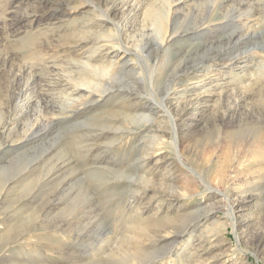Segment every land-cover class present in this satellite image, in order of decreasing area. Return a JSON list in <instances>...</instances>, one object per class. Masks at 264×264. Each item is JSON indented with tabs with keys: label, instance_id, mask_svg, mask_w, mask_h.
Instances as JSON below:
<instances>
[{
	"label": "rangeland",
	"instance_id": "1",
	"mask_svg": "<svg viewBox=\"0 0 264 264\" xmlns=\"http://www.w3.org/2000/svg\"><path fill=\"white\" fill-rule=\"evenodd\" d=\"M52 1L0 0V226L7 229L0 237V264H264V169L261 171L260 165L241 152L244 141L256 133L259 124L243 122L237 137L214 123L222 113L226 118L235 108L237 114H253L264 120V0H250V7L238 12L235 6L241 0L222 5L219 0L174 2L178 14L171 22L179 28L218 22L223 17L226 21L187 33L183 39L171 42L165 52L151 49L142 53L136 49L143 56L137 58L141 77L135 80L120 74L116 83L134 86L144 97V112L151 110L156 119L149 131L124 115L128 108H120V96H96L82 109L64 113L66 118L55 113L65 107L63 96H56L59 85L54 74L48 77L56 90L52 87L54 90L47 91L45 82L38 80L42 84L37 88L43 96L17 95L28 74L21 75L18 84H10L12 75H20L22 67L37 78H45L50 69L69 66L71 58L88 54L73 55L75 51L65 48L71 36L91 21L82 2L93 0L70 1L81 3L73 21L54 16L30 26L21 19L27 13L41 12L44 5L50 6L55 0ZM153 1L162 5L161 0H136L140 7L133 25L142 23L143 10ZM251 11L256 12L250 21L243 16ZM239 13L244 14L238 16ZM116 15L117 18L120 13ZM98 23L95 21L89 29L98 30ZM44 52L48 55L43 57L46 61L40 57ZM238 52L246 53L235 67L225 65V60L214 61L219 66L211 64L216 55L229 59ZM99 56L97 53L91 63L98 64ZM199 64L204 69L202 73L196 71ZM221 66L224 72H216ZM208 69L212 73L208 74ZM185 70L190 72L188 75L196 71V76L177 82L165 100L175 119L177 141L173 122L157 104L173 72ZM77 71L73 76L87 77ZM202 77L209 82L205 87L199 82ZM121 97L135 101L134 96ZM37 99L52 121L32 123L38 113L39 107L34 106ZM135 104L131 112L141 111L144 104ZM110 109L119 113L108 118L110 123L121 120V125L131 128H125L127 135L121 131H93V126L102 121L101 114ZM31 123L27 133L32 136L22 143L23 148L18 144L9 149L12 140L13 145L21 142ZM153 134L161 143L154 142ZM230 146L234 153H230ZM146 153L152 156L142 162ZM219 165L223 167L221 171L225 170L224 182L218 180ZM52 168L61 174L51 178L46 172ZM6 180L9 185L3 188ZM210 189L223 195H213ZM177 192L184 195L176 198ZM30 213L36 216H28ZM185 224L184 232H188L178 239L162 230L172 225L180 229ZM22 230L23 236L13 239ZM158 230L168 237L160 241ZM4 235L7 236L3 238ZM11 240L4 250V244Z\"/></svg>",
	"mask_w": 264,
	"mask_h": 264
},
{
	"label": "bare ground",
	"instance_id": "2",
	"mask_svg": "<svg viewBox=\"0 0 264 264\" xmlns=\"http://www.w3.org/2000/svg\"><path fill=\"white\" fill-rule=\"evenodd\" d=\"M70 1L71 0H55L52 5L49 4L50 6L44 5V8L42 10L40 9L41 12H37L36 10H35L36 12L30 13V14H28L26 12L27 14L24 17L21 16L22 17L21 19L27 21V23L30 26H31L32 23L36 22L37 20L40 21L42 18L51 19L54 16H63V17L66 18L67 21H69V20L70 21H73L74 19L77 18L75 16H78V14H79V13H76V12L79 10V7L78 6L81 3L80 4L79 3L76 4V3H74V2L72 3ZM176 1L177 0H161V4L162 5H157L154 1L152 3H150V4H148V6H146L144 8L143 15L141 16L142 23L141 24L136 23V25H138V26H135V24L133 25V23H134L133 22V17L137 14L138 7H140V5H139L140 3L138 4L136 2V0H93V2L92 1L82 2V3H85L86 4V10H87L88 14L90 13L89 14V20H91V21H89L87 24H85V27H83V29H81V31L79 33H74L73 34V32H71L73 34L71 36L72 39L70 38L71 39L70 42H66V45L67 46H66L65 49H67V51L69 50L70 52L71 51H75L74 54L72 53L73 55H80V54H84V53H88V54L84 58H71L70 59V62L68 63L70 67L64 65V66H61V67H58V68L57 67L56 68L54 67L55 69H52V70L50 69L51 72L49 70V73L45 76V78L43 77L44 79L41 78V77H39V76L37 78V76L34 75L35 73H30L31 71L27 70L26 67L25 68L22 67L21 69H23V70H20L18 68L19 69L18 72L20 73V75L19 74L16 75L14 73V75H12L13 78H14V80L11 78L13 81L11 82L10 85L18 84L19 81H20V78H21L20 76L23 75V74H26V76H27V74H28V77H27L28 79L26 80V82H24L25 83V84H23L24 86L18 90L19 92H17L18 93L17 95L19 96V94H21L22 96H37V98H38V96H41L42 94H44V93L39 92L40 89L37 88V87H39L42 84L41 82H45L44 85H47V88L46 89H47V91L50 92V90H48V88L49 89L50 88L53 89L52 87H54V89L56 90L55 86H53L54 84H52V87L50 86L51 82L54 83V81H56L55 83L58 84L59 86L57 88L58 91L56 92L57 95L56 94L55 95L56 96H63V98H62L63 101H61V102L63 104L62 107H65V109L60 108L61 110L62 109L63 110L62 111L57 110L59 112H55V113H59L61 115L63 114L64 117L66 116L65 114H67L69 111L73 112V110L76 111V110L82 109L81 106H86L87 105L86 103L90 102L96 96L99 99L100 98H103L104 96H120V99H119L120 108H121V106H122V108H123V106H126L128 108V112H125V114L124 113L123 114L126 117H128V119L132 120V123H134V124H141V127L143 126V128L146 131H149L150 128L152 127V124L155 122L156 119H155V117H153V115L151 116V110H148V111L144 112V110L147 108L146 107V104L147 103H146V100L144 101V97H141L142 95H140V93H137L136 92V90L133 88L134 87L133 85H132L133 87H130V86H125L124 82H122V83H116V81L118 82L117 79L120 78L119 77L120 74H125L126 73L124 76H129L130 78H133L135 80H137V79H139L141 77V75L139 73V67L137 66V64H138L137 58L143 59V56L136 49L137 48L141 49L142 53H144L145 51L151 50V49H156L158 51H164L165 52V51H168L169 50L168 48H169V45H170L171 42H174V41H178L180 39H183L187 35V33L191 32V31H194V30L196 31V30H198L200 28L206 30V28H210L212 25H215L217 23H220L221 20H225L224 19L225 17H223V18H221V20H219L220 22L218 21V22L211 23V22H207V21L205 22L204 21V22H202L200 24H197V25H194V26H192L190 28L189 27H187L186 29L179 28L177 26V23H176V25H174L171 22L172 17H174L175 15L178 14L175 11V8H174V2H176ZM182 1H185V0H182ZM219 1H220L221 5H222L224 2H225V4H227L228 2L233 1V0H219ZM237 1H239V0H237ZM250 2H251L250 0H241V2H239L237 4V6H235V10H237V12H238L242 7L243 8L244 7H247V6L250 7V4H251ZM215 3H216V1H215ZM232 4H235V3L232 2ZM97 5H99L102 10H99L98 11L96 9ZM211 11H212V9H211ZM243 11H245V10L243 9ZM111 12H113L112 13L113 15L111 14ZM255 12L256 11H251V13L246 14L243 17L245 19H249L251 21V18L250 17L253 16L255 14ZM117 13L118 14L120 13V15L116 18V16H117L116 14ZM242 14H244V13H239L238 16H241ZM4 16L5 15L3 14V17H1V18H3V20L5 22L6 19H4L5 18ZM96 17H98V18L95 20L94 18H96ZM57 18H59V17H57ZM102 18H108V21H104V19H102ZM94 20L96 22H99L100 23V26H99L100 28L98 30H90L89 29L90 27H92V24L95 23ZM135 21L138 22V20H135ZM139 21H140V19H139ZM147 21H149V22H147ZM176 21H173V22L175 23ZM250 21H248V22H250ZM147 23L151 27H149ZM4 29H5L4 30V33H7V26H6V24H5V28ZM234 42H237V41H234ZM188 46H190V45H188ZM70 47H71V49H69ZM97 53H100V56L98 57V59L100 61H99L98 64H92L91 63V60H94L96 58V54ZM243 53L245 54L246 52H243ZM243 53L242 52H240V53L238 52V54H235L232 57H229V59H225V58H223L220 55H216V56H214L215 57V60H213L211 62V64L214 65V66H217L218 63L217 62H214V61H217V60L218 61L219 60L224 61L225 60L224 61V64L225 65H227V66L229 65L230 67H235L236 65L239 64L238 62H241V61L244 60L245 55ZM41 55L42 56H40V57L42 58V60L46 61L43 57L45 55H47V53L44 52ZM118 55H119V58H117ZM214 57H212V58H214ZM68 64H66V65H68ZM46 66H47V64H46ZM56 66H57V64H56ZM239 67H240V65H239ZM18 69H16V70H18ZM76 69H78L77 73H79V74L83 73L84 76L86 75L87 77H77V76L75 77V75L73 76V74H74L73 72L76 71ZM8 71H10V70H8ZM186 71L187 70L182 71L180 73H179V71H176L175 73L173 72V74L171 75V78L169 77L170 79H168L169 80V85L167 86L166 91L162 94L163 98H162V100H159L158 101V104H157L159 107H161V109H163V111H165L167 113V115L169 116L170 120L173 122V124H174V135H175L177 141H178V134H177V128H176L175 119H174V116L171 114L169 108L167 107V104H166L165 100H166L167 96L170 94L171 88L174 85H176L177 82H182V81H184L186 79L187 80L192 79V78H194V75H195L194 73H196V71H197V73L198 72L199 73H202V71H204V69H202V65L199 64V66L197 65V69L193 73V75H188V72L189 71L188 72H186ZM210 72L212 73V71L209 70L208 71V74ZM216 72H218V73L219 72L220 73L224 72L222 66H221V68H217V71ZM44 73H46V72H44ZM51 74H54V75H57L58 76V77L55 78L56 80L53 81V80H51L48 77V76H51ZM205 74H207V73H204L203 75L205 76ZM25 79H24V81H25ZM205 79H206V77H202L201 79H199L200 80L199 82H203L202 87H205L209 83V82L207 83L205 81ZM38 80H40L41 82H39ZM125 80L127 81V79H125ZM119 81H121V80H119ZM199 82H198V84H199ZM53 90H51V91L53 92ZM49 92H46V93L47 94H51ZM14 95L16 96L15 93H14ZM121 96H129V97L131 96L132 99H133V96H134V100L135 101L134 102L133 101L131 102V98L129 99V98L126 97V99H127L126 100L125 97L123 98ZM137 101H138V104H144L143 108L139 112H137V111L131 112L132 110H134V109H132V104L133 105H136L135 102L137 103ZM18 102L16 103L17 105H18ZM151 104H153V103H151ZM36 105H37V108L39 107L40 109L38 108V113H36L35 117L33 116L34 119L32 120V123L33 124H37L40 121H42V122H44V121H52L53 117H50V116L45 115L46 110H45V113H44V108L42 109L39 106V105L42 106V104H40V101L38 99L36 100V103H35L34 106H36ZM116 106L118 107L119 105H116ZM230 107H232V106H230ZM66 108L67 109L69 108V109L67 110ZM35 109H36V107H35ZM49 111H48V113H49ZM232 111L233 112L230 113L228 115V117H226V118H225V113H222L221 114V119H218V118L214 119V123H215L216 126L217 125H220L221 129L224 132H226L227 134H231V135H234V136H237V134H239V130H240L241 124L243 122H246L248 125L249 124H253V123H258L259 125H257L258 127L256 128V133L255 132H254L255 134L252 133L253 135L244 141L245 143L242 146V149H241L242 151L241 152H243L242 155L244 154V156H246V157L250 156L253 159V160H251L252 162L258 164V166L260 165V168L259 169L262 171L264 169V120H258L259 117L257 118V116H255L253 114H246V113L237 114L236 113V108L234 110H232ZM2 113H4V112L1 111V114ZM116 114L119 115V113H117V111H115V110H111L110 109V110L104 111L101 114L102 117H103L101 123H98L97 125L93 126V128L95 127L94 128L95 130H93V131L96 132V133L98 132V133H105V134L121 131V133L124 132V134H126L127 133L126 132L127 130H125V128H128V129H131V128L129 126H123V124L121 125V120L120 121H117L118 122L117 124H111L113 122L110 123V120L108 118H110L113 115L116 117L117 116ZM236 114L238 116H236ZM72 116H70V117H72ZM28 117H27V119L29 120ZM256 119L258 121H256ZM99 120H101V119L99 118ZM30 121L31 120H29V122ZM32 123L29 124V125L27 124L28 125V127L26 126L27 128L24 127L26 129V131H24V133H23L21 142H18L17 141V142H15L16 144L13 145L12 142H14L15 140H12L10 142L11 145L10 146L8 145V148L9 149L14 148L18 144H20V145H18L19 147L20 146L22 147V143H24L25 141H28L29 140V138L32 135H31V133H27V132L31 131V129H29L28 131H27V129L31 125H33ZM3 131H4V129L2 130V132ZM92 135H93V133H92ZM103 136L105 137V135H103ZM153 136H154V134H153ZM121 137H122V135L120 136V138ZM234 138H236V137H234ZM91 139L93 140V138H91ZM108 139H106V140H108ZM153 139H154V142L161 143V141L159 140L160 138L158 136H156V134H155V136H154ZM114 140H115V138H114ZM114 140L112 142L110 141V143L115 142ZM233 140L235 141V139H233ZM4 143H8V141H6ZM94 143H96V145H97V142H94ZM98 143H99V146L102 144L100 141ZM237 143L238 142H236L235 145ZM91 146L93 148V145H91ZM230 148H231V146H230ZM176 151H177V154H178V158L180 160V157H181L180 154L181 153L179 152V149H178L177 144H176ZM228 152H229V150L227 149L226 153H228ZM231 152L234 153L235 152V149H232L231 148L230 149V153ZM151 156H152V154H148L147 155V153H146L145 155H143L142 158L141 157L140 158H141V161L142 162H145V161L147 162V161H149V158ZM141 164L143 165V163H141ZM24 169L25 168H23L21 171H19L15 175V177H17L20 173H22V171ZM218 169H219L218 170L219 171L218 174H219V176L221 175L220 178L218 177V180L220 182H224L225 180L223 178H225V176L223 174V171H225V170L221 171L223 169V167H221V166ZM224 169H225V167H224ZM101 170H102V168H101ZM101 172H104V171L102 170ZM98 173L100 175V172H98ZM46 174L49 175V176H51V178L52 177L55 178L56 176H58L61 173L59 172V170H56V169L52 168V169H49L46 172ZM175 176H176V174H175ZM15 177H13V178L15 179ZM145 181H148V180H145ZM6 182H7V180L3 184V188L8 183V182L7 183ZM8 185L9 184H7V186ZM211 191H212L211 194H213V195H216L215 193H219V194L221 193V192L216 191V190H211ZM133 192H135V191H133ZM181 195H184V194L177 192V194L174 195V196H176V198H177V197H180ZM23 196H21V197L23 198ZM16 199H14L15 201L13 200L14 203H15L14 206L16 205ZM23 199H21V200H23ZM163 199H164V197H163ZM235 199H237V198H235ZM47 211H48V209H47ZM232 211H234V210H231L230 214L234 215V213ZM40 212H41V210H40ZM30 215L36 216L34 213H30L28 216H30ZM1 222H3V220L0 219V223ZM185 226H186V224L182 228L179 229L178 227H175V226L172 225V226H168V227H163L162 230L167 231V233L170 234V236L174 237V239H178L179 237H182L183 236V233H187L188 232V231L184 232L185 229H186ZM2 227H4V225H1L0 226V231H1L0 237L5 233L4 231L7 230V229L5 230ZM63 228H65V227H63ZM22 231L23 232H18V234H16V236H14L13 239L16 238L19 235H22L24 233V230H22ZM160 232H161V230H160ZM62 233H63V231H62ZM7 234H9V233H7ZM135 235H137V234H135ZM156 235H157V238L160 241L163 240V238H166V236H167V235L162 234V233L160 234L159 233V230H158V233L156 232ZM5 236H7V235H4L3 238ZM12 240L9 241V242H6L4 244V247H3L4 250L9 245H11L10 243L12 242ZM128 247H130V246H128Z\"/></svg>",
	"mask_w": 264,
	"mask_h": 264
}]
</instances>
